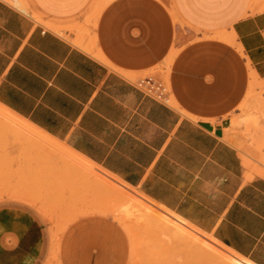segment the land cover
Returning a JSON list of instances; mask_svg holds the SVG:
<instances>
[{
    "label": "crops",
    "instance_id": "1",
    "mask_svg": "<svg viewBox=\"0 0 264 264\" xmlns=\"http://www.w3.org/2000/svg\"><path fill=\"white\" fill-rule=\"evenodd\" d=\"M95 1L26 0L18 8L0 0V105L264 264V176L246 178L226 131L249 72L264 80V10L250 12L251 0H109L89 51L32 16L81 22ZM216 32L228 39L204 36ZM171 52L175 106L135 86ZM50 233L54 225L34 205L0 199V264H43ZM126 254L120 228L97 216L69 225L60 244L62 264H125Z\"/></svg>",
    "mask_w": 264,
    "mask_h": 264
},
{
    "label": "rangeland",
    "instance_id": "2",
    "mask_svg": "<svg viewBox=\"0 0 264 264\" xmlns=\"http://www.w3.org/2000/svg\"><path fill=\"white\" fill-rule=\"evenodd\" d=\"M5 1L18 8L26 4V0ZM108 1L96 0L94 10L81 22L44 20L35 12L32 16L46 29L89 51L95 46L92 32L95 17ZM249 10L263 11L264 0H251ZM69 34L74 37L70 38ZM204 36L228 39L226 34L218 32ZM171 58L172 52L164 64L143 73L156 74L170 88L168 64ZM169 104L175 106L173 98ZM227 122L226 131L242 158L246 178L264 176V80L251 71L244 98L228 115ZM89 164L93 169H88ZM3 198L31 203L46 218L50 228L54 225L57 235L50 233L51 247L57 236L58 247L55 253H50V247L43 264H62L60 244L65 230L75 221L91 216L109 219L120 228L126 240L125 264H225L213 256L208 246L197 241L189 242L194 246L192 250L180 237H187L185 232L175 230L172 225L167 228L159 225L149 213H143L138 201L160 213L172 214L170 218L174 222L185 223L182 225L187 231L218 245L225 253L248 260L0 105V199Z\"/></svg>",
    "mask_w": 264,
    "mask_h": 264
},
{
    "label": "bare ground",
    "instance_id": "3",
    "mask_svg": "<svg viewBox=\"0 0 264 264\" xmlns=\"http://www.w3.org/2000/svg\"><path fill=\"white\" fill-rule=\"evenodd\" d=\"M129 197V196H128ZM131 198V197H130ZM129 198H127L128 200ZM135 201H138L136 199H134ZM135 204V203H133ZM137 205V204H136ZM138 205L140 206V209L143 211V213H149L152 217H154L156 219V221H158L159 225L161 224L164 227H168L169 225H172L175 230H180L182 232H185L187 237H183L180 236V234L176 233L177 236H180L181 239L184 241V243L189 244L190 248L193 250L194 246H192L191 243H189L190 241H197L201 244H204L206 246H208L210 248V250L212 251L213 256L215 255V257L224 262L225 264H253L251 261L249 260H244L243 258L239 257V256H235V255H230L225 253L222 249H220V247H217L216 245L210 244L204 240H202L201 238H199L196 234H194L193 232L187 231L184 226L182 224H185L183 222L180 223H176L174 222L170 216H172V214L166 215L163 213H160L154 209H152L149 205H147L146 203H144L143 201H138ZM174 240V239H173ZM195 250V249H194ZM201 258V256H200Z\"/></svg>",
    "mask_w": 264,
    "mask_h": 264
},
{
    "label": "built area",
    "instance_id": "4",
    "mask_svg": "<svg viewBox=\"0 0 264 264\" xmlns=\"http://www.w3.org/2000/svg\"><path fill=\"white\" fill-rule=\"evenodd\" d=\"M135 86L145 95L163 104H169L171 93L168 84L154 73H146L135 79Z\"/></svg>",
    "mask_w": 264,
    "mask_h": 264
}]
</instances>
